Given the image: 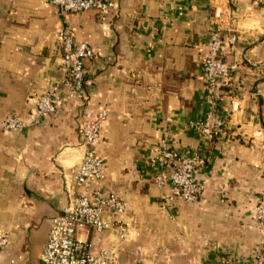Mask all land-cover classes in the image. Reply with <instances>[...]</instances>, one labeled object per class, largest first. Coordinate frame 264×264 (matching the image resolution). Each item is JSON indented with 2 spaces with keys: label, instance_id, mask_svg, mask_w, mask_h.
I'll list each match as a JSON object with an SVG mask.
<instances>
[{
  "label": "crops",
  "instance_id": "0c3cea01",
  "mask_svg": "<svg viewBox=\"0 0 264 264\" xmlns=\"http://www.w3.org/2000/svg\"><path fill=\"white\" fill-rule=\"evenodd\" d=\"M114 2L107 12L64 17L44 0H0V121L25 117L60 76L57 30L67 23L92 50L84 61L88 105L107 111L100 187L129 204L130 238L118 264H248L262 242L253 215L264 188V0ZM213 32L236 34L221 49L236 69L217 85L220 122L204 136L194 125L209 108L200 57ZM82 107L67 99L19 132L0 128V232L9 237L0 264H41L82 156ZM164 136L171 149L199 156V201L161 197L170 193L155 182Z\"/></svg>",
  "mask_w": 264,
  "mask_h": 264
},
{
  "label": "built area",
  "instance_id": "2783aa9c",
  "mask_svg": "<svg viewBox=\"0 0 264 264\" xmlns=\"http://www.w3.org/2000/svg\"><path fill=\"white\" fill-rule=\"evenodd\" d=\"M44 1L57 8L64 17L85 10L107 12L115 6L114 0ZM57 37L61 42L60 76L49 82L47 89L34 100L25 117L12 113L0 121V128L6 132H19L56 113L67 99H79L83 102L79 126L82 156L71 170L73 184L68 190L67 204L62 214L51 219L40 260L41 264H118L119 252L124 242L130 238L131 227L124 219L129 204L117 192L105 191L100 187L105 176V166L97 153V145L107 119V111L93 110L86 100L84 61L93 55L92 50L87 43L74 38L73 28L67 23L60 25ZM225 41L232 45L236 41V34H229L224 39L218 32H213L206 53L200 57L209 108L204 119L194 126L204 136H210L220 122L216 114L217 85L222 80L226 81L236 69L235 65L228 64L221 57ZM156 161L161 168L167 170L155 175L158 188H170L169 195H161L163 200L168 201L171 195H177L186 203L200 200L204 184L193 177L195 169L201 163L197 154H180L169 147L164 136ZM82 187H87V190H82ZM253 217L262 242L248 264H264V188L254 208ZM104 232L110 235L109 240L103 241L101 238L100 235ZM8 241L7 231L2 230L0 255ZM133 252L136 256L140 255L138 249ZM4 264H14V260ZM124 264L137 263L126 261Z\"/></svg>",
  "mask_w": 264,
  "mask_h": 264
}]
</instances>
